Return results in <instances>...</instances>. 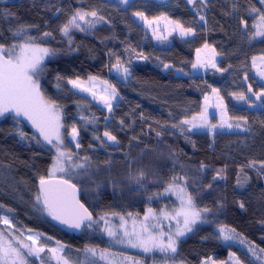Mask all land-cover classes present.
I'll return each instance as SVG.
<instances>
[{"label": "trees", "instance_id": "trees-1", "mask_svg": "<svg viewBox=\"0 0 264 264\" xmlns=\"http://www.w3.org/2000/svg\"><path fill=\"white\" fill-rule=\"evenodd\" d=\"M207 3L203 12L207 20L205 29L196 14L197 8L186 0H130L128 5L119 4V0H0V43H13L10 30L19 25L35 26L30 29L32 36L45 31L53 34L42 42L54 52L44 64L40 85L44 94L61 106L65 136L73 124L77 126L81 144L77 153L79 158L88 156L90 165L86 170H78L79 175L73 173L72 182L94 221L101 215L141 216L148 207L159 209L163 203L158 194L163 192L166 182L172 175H184L196 205L211 211L204 214L209 222L199 223L180 241L176 261L200 264L202 259L211 257L215 264H230L231 252L240 264H257L238 246L224 245L217 238V230L221 226L235 229V237L255 246L264 256V174L247 167L249 161H256L257 168L264 161V108L260 107L264 98L257 100L248 92L249 86L257 93L264 88L252 66L253 56L264 55V40L250 43L247 35L241 39L244 28L240 24V19H245L251 29L254 19L249 9H264V5L259 0ZM234 6L237 11H233ZM57 8L61 9L59 13ZM77 9L96 10L108 22L97 23L87 33L72 31L69 45L59 28ZM136 11L150 20L167 15L196 27L197 34L186 40L171 36L165 41H153L144 26L134 21ZM205 42L220 53L217 66L227 71L211 69L202 76H176L177 69L189 68L196 49ZM117 58L130 69L131 75L124 83L110 74ZM164 64L172 67L165 69ZM58 75L63 79L57 81ZM89 75L116 87L119 96L111 113L69 88L67 79L87 80ZM212 87L219 89L224 99L228 122L241 123L247 130L233 127L237 131L232 133L181 135L172 124L179 125L185 117L199 113L204 95H210ZM233 92H244L248 103L233 99ZM249 103L254 106L249 107ZM81 115L86 120H81ZM105 116L110 120L105 121ZM236 117L246 118L247 125ZM92 119L95 124L87 122ZM106 124L118 144L105 141L106 146H102L93 138L98 135L104 139ZM157 132L161 135L157 136ZM33 136L37 135L21 121L12 117L0 121V215H7L22 229L43 233L40 240L49 247L57 241L64 245L63 256L70 264H103L85 251L107 249L106 241L88 229L89 222L79 235H68L36 204L39 176L47 177L52 153L41 147V142L37 144ZM202 163L206 165L204 171L200 170ZM241 166L242 187L237 184ZM218 169H225L226 179L213 180ZM140 172L144 178L137 183L134 177ZM46 258L49 264H57L49 254Z\"/></svg>", "mask_w": 264, "mask_h": 264}, {"label": "snow or ice", "instance_id": "snow-or-ice-1", "mask_svg": "<svg viewBox=\"0 0 264 264\" xmlns=\"http://www.w3.org/2000/svg\"><path fill=\"white\" fill-rule=\"evenodd\" d=\"M187 3L197 8L196 14L199 20L204 22L206 29L207 20L203 12L208 7L207 0H187ZM259 3L264 5V0H259ZM119 4L128 5L129 0H119ZM60 11L61 9H56L57 13ZM233 11H237L235 6L233 7ZM249 13L253 15L254 23L251 25V29H249L247 21L240 19V24L244 28V31L241 33V39L247 35L250 43L258 38L264 40V9L252 6L249 9ZM133 16L143 21L145 28L152 31L153 38L159 41L167 40L168 36L173 33L178 34L185 40L187 37H195L197 34L196 27L185 25L179 20H172L164 14L151 20L140 11L133 12ZM101 21L104 23L108 22L96 10L84 11L77 9L60 26L59 32L63 37L68 39L69 45H71L70 33L73 29L87 33ZM162 22L165 25L163 29L160 27ZM32 27L35 26L19 25L16 29L10 30L11 36L14 39L12 44L5 45L0 43V117H4L8 113L14 114L15 118L23 117L39 133V137L33 136L32 139L36 140L37 144H40L42 140L43 144L41 147L50 145L51 149L55 150L53 162L48 170L47 177L43 175L39 176V189L35 196L36 204L40 205L42 211L53 220L67 225L69 228L80 229L85 221H88V226L91 227L96 221L93 220L88 208L77 198L78 188L72 182L73 173L79 175L80 173L77 170H86L90 165V159L88 156L80 157L78 160L73 159L78 154L74 153L67 146L68 141L61 132V129L65 127L64 123H62L61 106L56 101L48 98L40 85V75L44 72L45 57L52 55L54 52L53 49L42 46V42L47 38L53 37V34L45 31L40 36H32L29 34ZM132 51L135 50L133 49ZM204 52L211 53V55L202 56L201 53ZM139 55L147 59L142 54ZM218 55L220 53L209 43L205 42L202 48L196 49V60L191 66L194 70L210 67L217 72L227 71V69L217 66L215 57ZM257 60L260 62L259 65L257 64ZM252 66L257 69V75L260 79L264 80V55H260L259 57L253 56ZM171 67L172 65L170 64H164L165 69ZM112 68L124 76L125 79L131 75L130 69L119 58L112 65ZM177 71L182 72L183 70L177 69ZM184 75H188V73H184ZM56 79L60 81L63 78L58 75ZM247 79L246 75L245 80ZM67 84L72 89L91 95L94 100L102 103L109 113L113 111L114 105L112 101L119 96L113 84L94 75H89L87 80L79 77L67 79ZM100 85H103V87H99ZM57 87H59V84H57ZM211 91L213 95H204V104L199 113L192 115L190 118L185 117L180 121L179 125L172 124V127L176 128L181 135L185 132L204 128L208 129L209 134H212L214 129H223L225 127L228 129L235 127L242 131L247 130V128L241 126V123L233 125L228 122L227 108L224 99L219 93V89L212 87ZM248 92L256 96L257 100L264 98V88L257 93L249 86ZM231 95L235 100L248 103V98L244 92H233ZM213 99L216 101L215 107L220 114V122L218 124H212L210 121L213 113H210L208 109L213 106L211 104ZM253 106L249 103V107ZM260 107L264 108V103H261ZM80 118L81 120H86V117L83 115ZM104 119L105 121H109L110 117L105 116ZM235 119L247 125L246 118L236 117ZM87 122L95 124L96 120L92 119ZM120 124L123 126L124 121L121 120ZM18 134L21 139H24L23 132ZM160 135L161 133L157 132V136ZM69 136L71 137L70 142L74 143L75 147L79 149L81 144L78 140L79 132L75 124L71 126ZM93 138L99 140L102 146H106L105 141L112 144L119 143L117 137L107 130V124L103 132L104 139H101L98 135ZM81 160L83 162H79ZM243 167L241 166L237 173V184L241 187L243 183L240 177L243 175ZM247 167L256 169L258 174H264V161L259 162L258 168L256 161H249ZM205 168L206 165L202 163L200 170L204 171ZM224 171L225 169H218L213 180L226 179L223 175ZM57 173H62L63 175L57 177ZM143 178V172H140L139 176L134 177L137 183H141ZM246 179L245 177V182ZM208 187L211 188L212 185L209 184ZM169 194L175 196L179 201L178 207L169 209L166 205L158 211L152 207H148L142 219L138 218V214L134 216L133 213H128L127 216L131 219V228H129L128 219L125 216L112 213V216H116L120 220L119 233L110 224L106 216H101L100 219L103 220L105 225L102 231L106 232L110 238H113L117 244L138 249L146 255L160 253L162 264H177L176 255L178 254L180 238L192 232L193 225L198 222H209L204 214L210 212L211 209L207 207L199 208L196 205L193 195L188 191L187 177L184 175H172L166 182L163 192L158 195ZM151 199L152 197H149V200ZM240 207L244 208V204L241 203ZM2 208L3 205H0V209ZM8 211H11V209ZM0 224L5 226L0 229V264H35L36 260H39L40 264H49V259L46 258L48 254H51V259L55 260L57 264H70V261L60 254L64 249V245H61L58 241L57 247H49L40 240L43 233H33L32 229H22L7 215H0ZM173 224L175 225L174 227ZM235 235H237L235 229L221 226L218 229L217 238L229 241ZM48 239H51V237ZM254 247H250L249 251H254ZM85 251L91 253L93 257L97 256L99 252V258L104 261V264H142L140 260L132 256L117 253L110 249L98 250L96 248H86ZM261 251H264V249H261ZM229 256L236 259L231 252ZM78 264H85V261H80ZM87 264H95V261H87ZM179 264H184V262L180 261ZM200 264H215V262L211 257H208L202 259ZM236 264H240L238 259H236Z\"/></svg>", "mask_w": 264, "mask_h": 264}, {"label": "rangeland", "instance_id": "rangeland-1", "mask_svg": "<svg viewBox=\"0 0 264 264\" xmlns=\"http://www.w3.org/2000/svg\"><path fill=\"white\" fill-rule=\"evenodd\" d=\"M130 1V0H129ZM187 1V0H186ZM86 11H88L86 9ZM133 19L135 22L141 24L144 26V22L137 19V17L133 16ZM153 27H155V25H153ZM160 27L161 29H163L165 27L164 23L162 22L160 24ZM145 28V26H144ZM146 30V33L148 34L149 38L153 41H159V40H156L153 38V33L152 31H150L149 29L145 28ZM72 31H75V29H73ZM71 31V32H72ZM171 36H178L180 37L178 34L176 33H173L172 35L168 36L171 37ZM65 38V37H64ZM181 38V37H180ZM188 38V37H187ZM13 39V38H12ZM66 39V38H65ZM68 40V39H66ZM256 40H261V39H256ZM47 41V39L45 40V42ZM13 42H14V39H13ZM12 44V43H11ZM43 46V45H42ZM202 56H210L211 53H207V52H204V53H201ZM49 58V56L45 57V60H44V64L45 62L47 61V59ZM219 57L216 56L215 57V60L216 62L218 61ZM196 60V56L194 58V61ZM193 61V62H194ZM259 60H257V64L259 65ZM192 65V64H191ZM189 66V68L186 70V71H182V72H178L177 70L175 71V74L176 76H180V77H186V76H202L206 73L207 70H211L213 68H201V69H196L194 70L192 68V66ZM255 70V75H256V78L257 80L262 83L264 85V80H261L260 77L257 75V69L254 68ZM184 73H188V75H184ZM110 74L113 75L115 77V79H117L119 82H126L127 79H125L124 76L120 75L114 68L110 71ZM41 78H42V74L40 75V82H41ZM99 87H103V85H100ZM69 88L81 95V96H84L86 97L87 99H89L91 102L95 103L97 106H99L100 108H102L103 110H105L106 112H108V110L104 107V105L100 102H98L97 100H94L92 98L91 95H89L88 93H84V92H79L78 90L76 89H72L71 86L69 85ZM213 95L212 93L210 94V96ZM118 98L114 99L112 101L113 105L115 104V102L117 101ZM215 103L216 101L213 99L211 101V104L213 105L212 107H209L208 111L210 113H213V116L210 117V121L212 124H218L220 122V114H219V111L217 110V108L215 107ZM204 104V100H203V103L202 105ZM61 116H62V113H61ZM6 117H12L18 121H21L23 122L35 135H37L39 137V133L36 132V130L32 127V125L27 121L25 120L23 117H19V118H15L14 117V114H11V113H8V114H5L4 117H0V121ZM62 123H63V119H62ZM237 131V129H228V128H223V129H214L212 131V133H215V132H218V133H232V132H235ZM61 132L62 134L64 135L65 139L68 141V147L74 152V153H77L78 150L80 149H77L75 147V144L74 143H71V137L69 136V134L67 136H65L64 134V128L61 129ZM192 132H196V133H209L208 132V129L207 128H204V129H198V130H193ZM78 140H79V136H78ZM41 143L43 144V141L41 140ZM111 143V142H110ZM112 144V143H111ZM51 153H52V162H53V156L55 155V150L54 149H51V146L50 145H44ZM78 154V153H77ZM74 160H78L79 159V155L77 156H74L73 157ZM79 162H83L82 160L79 161ZM52 165V163H51ZM50 165V167H51ZM49 167V168H50ZM78 171V170H77ZM48 174V173H47ZM57 177H60L62 176L63 174L62 173H57L56 174ZM160 200L163 204L160 205L159 209L162 208V207H165L166 205L168 206L169 209L173 208V207H178L179 206V201L176 199L175 196H172L171 194L169 195H163L160 197ZM157 209V211L159 210ZM145 213V212H144ZM144 213L140 216L138 215V218L139 219H142L143 218V215ZM134 215V214H133ZM101 216H104V215H101ZM101 216H98L95 221L96 223L95 224H92L91 227L88 226V229L93 231L98 237H100L101 239H104L106 241V245H107V249H110L111 251H114V252H117V253H123L124 255H127V256H132L138 260H140L142 262V264H162V256L160 253H155V254H144L143 252H141L140 250L138 249H133V248H130V247H127L125 245H121V244H117L115 243V240L113 238H110L106 232L102 231V229L105 227L104 225V222L103 220L100 219ZM123 216H125L126 219H128V226L129 228H131V219L128 218L127 214H123ZM136 216V215H134ZM108 219H109V222L111 225L114 226L115 230L119 233V227H120V220L118 217L116 216H112V215H109V216H106ZM199 224V222L195 225H193V229L195 228V226H197ZM201 224V223H200ZM166 225H167V222H166ZM175 225L173 224V227ZM5 226L0 224V229L4 228ZM191 233V232H190ZM190 233H187L185 237H182L180 238V241L185 239ZM217 233H218V230H217ZM122 235V233H120ZM221 242L224 244V245H228V246H238L239 248H241L242 250H244L245 252H247L250 257L253 259V261H255L257 264H264V256L262 254H260L259 252H257V249L254 247V251H249V248L250 246L246 245L244 242H242V240H240L239 238L235 237L232 239V240H229V241H223L221 240ZM30 243V242H29ZM58 245L55 244L53 246V248L57 247ZM63 252H64V249L63 251L60 253L61 255H63ZM91 255V254H90ZM49 256L51 257V254H49ZM93 256L91 255L90 258H92ZM94 258V257H93ZM95 258H97L98 260H100L99 258V252L97 253V256H95ZM30 259H34V258H30ZM160 259V260H159ZM53 260V259H52ZM55 261V260H54ZM103 264H104V261L100 260ZM56 262V261H55ZM229 262L230 264H236V260L233 259V258H229ZM57 263V262H56ZM177 264H179V262H177Z\"/></svg>", "mask_w": 264, "mask_h": 264}, {"label": "water", "instance_id": "water-1", "mask_svg": "<svg viewBox=\"0 0 264 264\" xmlns=\"http://www.w3.org/2000/svg\"><path fill=\"white\" fill-rule=\"evenodd\" d=\"M39 189V183L37 185V190ZM77 198L80 200V195H79V192L77 191ZM52 219V218H51ZM53 223L58 227L60 228L62 231H64L65 233H67L68 235H79L80 232L82 231L85 223H87L88 221H85V223L81 226L80 229H75V228H69L67 225H64V224H60L58 221L56 220H53Z\"/></svg>", "mask_w": 264, "mask_h": 264}]
</instances>
